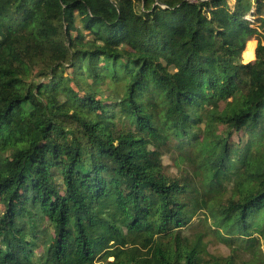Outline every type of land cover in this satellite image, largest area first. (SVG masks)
<instances>
[{"label": "trees", "instance_id": "trees-1", "mask_svg": "<svg viewBox=\"0 0 264 264\" xmlns=\"http://www.w3.org/2000/svg\"><path fill=\"white\" fill-rule=\"evenodd\" d=\"M256 35L264 0H0V264H264Z\"/></svg>", "mask_w": 264, "mask_h": 264}, {"label": "rangeland", "instance_id": "rangeland-1", "mask_svg": "<svg viewBox=\"0 0 264 264\" xmlns=\"http://www.w3.org/2000/svg\"><path fill=\"white\" fill-rule=\"evenodd\" d=\"M230 4L233 5L234 4V1H230ZM250 17V16H249ZM248 17V19H249ZM255 19V18H254ZM252 28H258L259 24L256 23V24H253L252 23ZM257 36V45H256V49L258 47V45L260 43H264V37L261 36V35H256ZM256 51V50H255ZM244 53V52H243ZM255 62V60H254ZM253 62V63H254ZM242 63L244 64H252V63H247L245 62L244 60V56L242 54ZM222 106V105H220ZM223 107V106H222ZM163 162H164V165L166 166V169L172 173V174H176L177 170L176 168L173 166V163H172V160L170 159V156L169 155H165L164 159H163ZM209 251L210 253L212 254H215V255H224V256H227L230 254V250L229 248H227V246H225L223 243L221 242H217V241H214L210 244L209 246ZM101 264H105V263H101Z\"/></svg>", "mask_w": 264, "mask_h": 264}, {"label": "water", "instance_id": "water-1", "mask_svg": "<svg viewBox=\"0 0 264 264\" xmlns=\"http://www.w3.org/2000/svg\"><path fill=\"white\" fill-rule=\"evenodd\" d=\"M159 2H157V4H158ZM160 4V3H159ZM164 6V5H163Z\"/></svg>", "mask_w": 264, "mask_h": 264}, {"label": "built area", "instance_id": "built-area-1", "mask_svg": "<svg viewBox=\"0 0 264 264\" xmlns=\"http://www.w3.org/2000/svg\"><path fill=\"white\" fill-rule=\"evenodd\" d=\"M249 20H250V18H249Z\"/></svg>", "mask_w": 264, "mask_h": 264}]
</instances>
